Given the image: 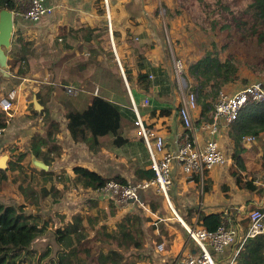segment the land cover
I'll use <instances>...</instances> for the list:
<instances>
[{
	"label": "crops",
	"instance_id": "obj_1",
	"mask_svg": "<svg viewBox=\"0 0 264 264\" xmlns=\"http://www.w3.org/2000/svg\"><path fill=\"white\" fill-rule=\"evenodd\" d=\"M110 1L111 4L108 7L109 13L107 12L108 19L110 22L111 19L113 21V25H110L112 30H116L119 33L116 39H110L115 53L113 56L106 54L109 49L101 39H94L90 42H86L85 47H82L81 50L76 53V55H83L86 58H94L98 52L104 55L103 63L106 68L104 70H97L94 67L92 71L89 67L88 75H91V82L88 85L86 84L84 88L87 86L88 88L84 89V91L91 95L94 93L95 95L110 97V99L116 101L126 100L121 93L122 91H126L131 103L133 99L136 103H139V112L148 126L155 129L164 137L166 146L164 150L156 153L157 156H162L166 151L174 149L177 146L178 140L186 132L185 126L179 116L178 109L184 104L186 93L183 89L187 86L191 88L188 78L191 77L193 84H195V80L190 74V67L193 63H196L202 58L206 52L204 51L203 53L197 54L191 53V50L194 52V49L190 48L187 50L185 43L190 41L196 43L195 39H179L181 32L178 31H176L177 36L174 37V39H126L127 34L134 31L139 33L134 34L137 38L140 37V34L143 32L148 33V35L152 34L150 32V26L154 27V23L156 22L154 19L157 17L160 18L158 13H156L157 15L155 14V10L159 8V5H163L162 1ZM105 2L109 3V0H105ZM47 3L53 7V13L39 22H29L21 18L15 19V28L18 32L16 36H22L25 40L33 42V53L28 56V65L23 62H18L13 71L9 70V76L0 72V99L12 88L17 89V96L9 117L2 111L0 106V114L7 118L8 123L3 135L0 137V149L4 150L1 153L8 154L7 151L11 150L15 154L14 160H17L18 156L21 154H25L22 160H19V165H17L18 168L9 172V178L2 186L6 183H10L12 186L17 187L19 192V187L21 183H23L22 179L19 177V170L27 168L28 166H24V162H29L31 167L28 169L33 172V175L37 173L44 179L45 177L41 173V170L46 169L37 168L33 164V156L43 160L45 163V156L51 160L50 165L46 164L49 166L48 170L52 169L54 179L48 182H50L51 186L55 189V195L63 193L67 187L70 186L74 188H76V186L78 188L84 187L83 183L77 179V175L74 173L73 168L76 165L95 170L106 177L121 175L128 179L129 182H138L142 180L138 177L137 170L149 169L151 156L145 140L138 134L137 127L134 124L135 119L131 121L125 118L126 126L123 125V133L129 140L127 144L119 149L103 146L99 150H93L87 143H75L67 128L68 119L66 112L70 109H81L88 103L89 97L86 94L71 97L67 92V87L72 86L76 88L75 86L68 84L59 85L47 77V75H51V71L53 70L56 71V74L59 76L64 74V66L60 67L56 65V67H52V69H50V66L55 65L58 51L66 43H73L72 39H65L63 36L58 37L61 27L76 28L84 25L94 28L105 25L103 22L104 15L101 13V10L104 9L103 0H47ZM152 10L153 17L150 13ZM169 24L174 32V25H172L171 22ZM43 28H48L47 30L49 32H53L52 35L54 38L38 39L36 37L38 30ZM57 37L58 39H55ZM171 40L172 44L174 43L173 46L176 49L177 57L182 58L184 62L187 61V63H184V70L182 73L185 78V86H181L179 80L176 79L178 82L177 88L174 83L167 84L168 81L165 82L167 78L173 81L174 71L177 74L174 51L171 49L170 52L168 48V44L171 47ZM138 45H141L140 50L137 49ZM77 50L78 44H73L69 52L72 53ZM64 52H66V50H64ZM141 55L147 58L146 61L148 64L152 65L151 67L157 69V71H152L149 75L153 82L150 92L145 91L144 88L140 87L137 83V75L139 73L137 63ZM44 60L46 66L43 69L41 64ZM125 64L131 70L130 74L132 75V79L130 81L125 72ZM34 65L35 68H33ZM40 65L42 68L41 71H39ZM121 65L124 69L126 78H124L122 73ZM20 66H22L23 72L18 74L17 71ZM159 73H162L161 77L157 75ZM165 75H167V78ZM241 77L239 73V77L234 82L224 85L223 90L231 93L243 87L244 85L241 86L240 82ZM260 80L261 79L257 81ZM10 83H13V85H9ZM6 85L8 87L7 89L5 88ZM59 86H62L63 89H60ZM3 89L5 90L4 92L2 91ZM35 97L42 105V108L37 109L35 107ZM147 97L151 99V105L144 106L142 103ZM42 100L46 101L45 106L51 119L60 123L61 130L56 134L57 148L53 149L52 147L43 146L38 149V153H41L40 156H36L32 152L31 144L35 137L43 135L46 132V112H40L45 107ZM212 113L213 110L209 112V117H212ZM192 114L194 120L199 123L202 109L200 105L198 106V103L197 107L192 109ZM205 121L206 120H203L199 124L201 125V123ZM207 137L208 133L200 128L198 131L199 140L204 142ZM217 138L228 156V161L225 165H217L210 169L207 173L205 183H202L198 176L191 177L184 174L179 164L174 166V186L171 187L172 195L169 199H165L173 208L175 216H177L178 219L173 217V213L163 201L157 210H152L149 197H147V201L144 200V203H146V206L142 205L144 207L138 204H118L113 200L110 201L108 198L95 197V203L101 206L99 209L100 215L94 214L89 218H86V215H81L84 219L83 224L86 223V230V226H88L89 223V225H91L90 227H94L93 236L97 235L99 231L115 233L118 224L127 214L135 210H141L143 211L145 219H148L145 220L143 234V236H145L142 237V246L135 247L132 245L128 250L123 249L122 252L125 257L122 264H173L178 257L199 251V246L189 237L186 226H203L201 225V217L203 214L222 213L227 221L233 220L244 228H247V211H249L250 208L264 206V191L260 192L259 189L254 191L248 190L237 183L233 171L238 170L239 167L233 158L235 145L231 137V126L222 123L221 131ZM260 139L262 141L256 138L255 142L249 144L245 143L243 140V144L247 149L256 144L257 141L261 143V147L254 152H250L247 156L248 158H252L253 156H257L258 158L261 157L264 133ZM63 141L73 145L71 148H74V150L68 151ZM121 151H126L131 156L129 159L130 164L122 166V170L116 173L112 167L105 163L108 162V164L118 165V155ZM70 152L75 153V156H72V161H74L72 165L70 162L61 163L58 161L66 159ZM53 159L58 160L54 163ZM10 160L11 158L9 155L7 161L8 166ZM12 174L15 178L11 181L10 176ZM24 175L28 176L26 173H24ZM18 178H20V180H18ZM9 180L11 182H9ZM44 181L48 183L46 180ZM28 183L29 180H24V184ZM70 183L73 184L70 185ZM256 184L259 185V187L260 184L264 187V183L262 184V182H256ZM38 185L40 187L45 186L51 191L50 186L47 184ZM51 195L52 194L48 196L51 197ZM19 196L22 200L19 201L17 199L19 203H27L30 205V203L27 202V199L30 198H27L22 192ZM57 199H60V196ZM62 199L63 198L60 200ZM69 199L68 201L56 202L54 204V210L56 208L59 212H61L59 204L75 208V213H73L71 218L67 217V224L72 222V217L77 213V207H79L75 205V203L80 201V199L77 201L71 200V198ZM31 207L33 208V206H29L30 209H32ZM45 210L50 209L46 207ZM50 212L54 211L50 210ZM45 217L50 218L47 215H45ZM116 218H119L117 226L114 223V229H107L105 224L111 223L112 220L115 222ZM50 222H52L51 219ZM104 222L105 224H102ZM52 224L51 226L53 227ZM96 244L100 245L101 240H98ZM159 244H163L162 250L157 248ZM112 246L118 248L116 243ZM109 247L110 245L107 244L100 246L99 253L103 251L107 252ZM233 254V247H228L223 253L215 254L217 264H229L232 261Z\"/></svg>",
	"mask_w": 264,
	"mask_h": 264
},
{
	"label": "trees",
	"instance_id": "obj_2",
	"mask_svg": "<svg viewBox=\"0 0 264 264\" xmlns=\"http://www.w3.org/2000/svg\"><path fill=\"white\" fill-rule=\"evenodd\" d=\"M217 2L221 6L219 10L210 7L208 4V11L214 13L208 12L203 20L196 18V22L204 30H217V28L228 30L231 41L221 48L222 50H228L226 58L222 59L219 56L217 52L218 44L214 43V52L207 51L202 58L190 67V74L195 80L192 89L196 91V100L202 109L199 123L203 120H213V115L209 117L208 114L214 109V101L219 92L224 85L234 82L239 77L241 62L236 59L234 51L238 50L241 44H246L255 49L252 56L246 58V62L259 77H264V56L256 49L264 50V0H250L243 10L249 15V19L244 20L234 17V24L231 23L232 20L227 19L225 14L231 7V2L222 3L221 0ZM183 4L185 6L183 8L189 12L190 8L184 2ZM4 8L15 11L17 8L15 0H0V11ZM166 10L167 12L170 11L168 8ZM217 12L220 13V17L215 16ZM101 13L106 14L105 8L101 10ZM105 25L94 28L84 25L76 28L61 27L58 37L63 36L65 39H72L73 43H66L58 51L55 65H51L50 69L55 68L56 65L64 66V74L59 76L53 70L51 75H47L51 81L59 85H73L78 90L79 95L86 94L89 97L88 103L84 107L78 110H67L66 116L68 119L67 128L73 141L75 143H87L93 150H99L103 146L119 149L127 144L129 139L123 133V121L125 118L133 121L136 115L132 110V103L126 91L121 92L122 96L126 98L123 101L112 100L110 97L95 95L94 93L91 95L84 91L88 88V86L84 88L86 84L88 85L91 82V75H88L89 67L92 71L94 67L97 70L106 68L103 63L104 55L98 52L94 58H86L83 55H76V53L82 47H85L86 42L101 39L110 50L106 54L113 56L115 52L111 45L109 28ZM113 35L115 38L118 37V31L114 30ZM233 36L235 39H232ZM58 37L55 39H58ZM146 37H148V33L143 32L140 34V38ZM131 39H137V37L134 36ZM73 44H78V50L70 53L69 49ZM32 45V41L25 40L22 36H16L14 32L12 48L7 51L10 71L16 68L18 62L28 65V56L33 53ZM140 47L141 45H138L137 49L140 50ZM146 59L144 55H141L137 63L139 69L137 83L145 91L150 92L153 82L149 75L157 69L151 67L152 65L148 64ZM41 65L43 69L46 66L43 61ZM124 66L127 78L130 81L132 79L131 70L126 64ZM21 67H18V74L23 72ZM157 75L161 77L162 73ZM59 88L63 89L62 86H59ZM42 103L45 106L46 101L42 100ZM40 112H46V132L35 137L31 144L32 152L36 156H40L41 153H38V149L43 146L57 148L56 134L61 130L60 123L51 119L46 106ZM7 124V118L0 114V127L5 128ZM230 126L231 137L235 145L233 158L239 167L238 170L233 171V175L241 187L252 191L260 190L259 185L256 184L257 181H260L256 172L262 174V181H264V143H262V154L259 162L254 163L247 157L250 152L244 146L243 140L247 135H253L261 140L260 138L264 133V101L245 105L236 121ZM24 155L18 156L17 160L11 158L7 168H0V189L3 183L8 180L9 171L18 168L17 164ZM44 159L48 165L51 164L48 157L45 156ZM73 170L77 175V179L83 183L85 188L90 190L101 188L109 180L128 183V179L121 175L106 177L81 165H76ZM242 170L247 172L251 178L248 179L244 176ZM41 173L46 181H52V169L41 170ZM137 175L140 179H152L155 173L151 168L139 169ZM27 178L24 176V180ZM24 180L19 188L27 198H30V205L14 201L7 202L4 200L6 199L4 196H0V264H122L125 257L122 252L123 249L128 250L132 245L135 247L142 246V237L145 236H143L145 220L148 219H145L141 210H135L127 214L118 224L115 233L99 231L94 239L88 238L89 232L83 224L84 219L78 214L74 215L73 221L65 227H59L54 231L55 245L53 247L48 245L42 256L36 257L32 247L33 243L37 239L46 236V230L50 224V218H46L43 214V198L50 194L53 195V193L47 187H40L37 183L29 182L28 185H25ZM149 198L151 209L157 210L161 206L162 199L154 194ZM29 206H34L35 210L30 209ZM225 220L227 219L222 213L203 214L201 225L210 231H215ZM230 221L234 222L233 220ZM84 228L88 235L84 232ZM98 240H101L100 245L96 244ZM114 243L118 245V248L112 246ZM105 244L110 245L108 251L99 253V247ZM234 264H264V233L245 241Z\"/></svg>",
	"mask_w": 264,
	"mask_h": 264
},
{
	"label": "built area",
	"instance_id": "obj_3",
	"mask_svg": "<svg viewBox=\"0 0 264 264\" xmlns=\"http://www.w3.org/2000/svg\"><path fill=\"white\" fill-rule=\"evenodd\" d=\"M16 10L13 11L15 19L21 18L29 22H39L53 13V7L47 0H15ZM107 12H108V2ZM111 33L113 30L111 28ZM113 39V36H112ZM122 73L124 74V69ZM184 63L176 61V71L181 86H185V78L182 73ZM70 94H76L77 89L67 87ZM17 96V89L12 88L0 99V106L7 117L13 108ZM197 93L190 91L185 94L184 104L178 109L179 116L185 126L186 132L178 140L174 149L166 151L162 156H157L158 151L164 150L165 139L155 129L150 128L141 116L140 105L133 99L132 107L136 114L134 124L138 134L143 137L148 147L151 163L150 168L155 175L152 179H142L138 182L122 183L109 180L101 188L90 190L100 198H108L118 204L143 205L141 193L150 189L161 193L166 199L170 198V190L174 183L173 169L179 164L184 174L191 177H199L205 183L207 173L217 165H225L228 156L219 143L217 136L221 131L222 123L231 125L239 116L241 109L248 103L264 101V83L254 81L244 85L240 89L228 93L221 90L215 100L213 120L197 123L192 114V109L197 107ZM144 106L151 105V99L145 98ZM202 128L208 133L204 142L198 138V131ZM5 131L0 127V137ZM256 141L253 135L244 137L245 143ZM0 152V159L2 157ZM156 188V189H155ZM93 193V195H94ZM248 226L244 228L236 222L225 220L215 231H210L204 226H186L189 237L199 246V251L180 256L173 264H217L215 254L223 253L228 247H233L234 254L229 264H234L238 253L248 238L264 233V206L252 208L247 211ZM163 249V244L157 246Z\"/></svg>",
	"mask_w": 264,
	"mask_h": 264
},
{
	"label": "rangeland",
	"instance_id": "obj_4",
	"mask_svg": "<svg viewBox=\"0 0 264 264\" xmlns=\"http://www.w3.org/2000/svg\"><path fill=\"white\" fill-rule=\"evenodd\" d=\"M160 1H162L163 5H159V8L157 10H155V14L158 13L160 18L157 17L154 19L156 21L154 23V27L150 26L151 27L150 32L152 34H149L148 37H146V38L138 37L137 39H174V37L177 36L176 31H178V32H181L179 35V39H190V40L195 39L196 43H194L193 41L185 43L187 50L190 48L194 49V52H193V50H191V53L197 54V53H203L204 51L205 52L213 51V44L216 43V44H218L217 52L219 53V56L222 59L226 57L228 50H222L221 48L226 46L231 41V37L229 38V31L228 30H221L220 28H217V30H215V29L204 30L196 22V18L203 20L206 17L207 13L209 12L208 11V4L210 5V7L219 10L221 8V6L217 2L218 0H187V1L160 0ZM221 1H222V3L223 2L224 3L231 2V4H232L231 7L227 10V13H225L227 19L232 20L231 23L234 24V20H233L234 17L239 18V19H244V20L249 19V15L243 10L250 0H221ZM183 2L188 6V8H190L189 12H187V10H185L183 8V7H185ZM110 4H111V1L109 0L108 7L110 6ZM103 5H104V8L106 10V14L103 16V19H104L103 22L106 23L105 26H107L109 28L110 39H112L113 33H111V31H110L111 30L110 25H113V21L111 19V22H110L108 19L107 4H106L105 0H103ZM167 8L170 10L169 12H167V10H166ZM150 13L152 14V17H153V10L150 11ZM209 13H214V12H209ZM215 16L220 17V13L217 12L215 14ZM170 22L172 25H174V32L172 31L171 27H169ZM47 29L48 28L39 29L36 37L38 39H53L54 38V36L52 35L53 32L51 33ZM30 31H32V30H30ZM14 32L18 33L16 31V28H15ZM182 32H183V34H182ZM134 34H139V33L135 32V31L132 33H128L126 39H131L132 37L135 36ZM172 35H173V37H172ZM255 38H256V36L254 37V39ZM113 39H116V38L113 36ZM232 39H235V37L233 36ZM173 45H174V43L172 44V40H171V47L168 44V48H169L170 52H171V49L174 51L175 63L178 60H181L182 63H187V61L184 62L182 58L177 57L176 49ZM256 49L259 51V53L262 56H264V50H262L260 48H256ZM254 50L255 49L251 48L250 46H248L246 44H241L240 47L238 48V50L234 51L235 55H236V59H239V61L241 62L240 68H239L240 76H242L240 79L241 86L249 84L253 81H257L259 79H261L260 81H262L264 83V77H259L254 71L251 70L252 68L246 62V58L251 57ZM43 62H45V60ZM185 67L187 68L186 64H185ZM33 68H35V65L33 66ZM41 69L42 68L40 65L39 71H41ZM9 70H10V68H9ZM123 75H124V78H126L125 72ZM176 75L177 74L174 71L173 81L169 80V78H167V75H165V77L167 78V80H165V82L168 81L167 84L174 83L176 85V88H177L178 87L177 86L178 85V82H177L178 75L177 76ZM188 79H189V82L191 84V88L187 86L183 89V91L186 94L189 93L191 90L194 91V89H192L193 85H194L192 78L189 77ZM9 85H13V83H10ZM5 88L6 89L8 88L7 85L5 86ZM2 91L4 92L5 90L3 89ZM68 94L71 97H76L79 95L78 90H77L76 94H70L69 92H68ZM214 104H215V101H214ZM198 106H199V104H198ZM123 125L126 126L125 120L123 122ZM63 142L65 144V147L68 149V151L74 150V148H71V146H73V145H70L69 142H65V141H63ZM68 147H70V148H68ZM259 147H261V143H260V141H257L256 144L252 145L249 148V150H250L249 152H254V151L258 150ZM3 151L4 150L0 149V152H3ZM7 153L10 155V158L14 159L15 154L11 150H8ZM72 156H75L74 152H70L69 156H67L66 159H63V160L53 159V162L55 163L58 160L61 163L70 162V164L72 165V162L74 163V161H72L73 160ZM130 157L131 156L126 151H121L120 154L118 155V160H117L118 165L110 164V163L108 164V162H106L105 164L112 167L117 173V172L122 170V166H126L127 164H130V162H129ZM250 159L254 163L259 162V158L257 156H253ZM53 162H52V164L54 165ZM17 165H19V164H17ZM23 165L24 166L28 165V166H27V168H23V169L19 170V177L22 179V181L24 180V176H26V175H24V173H26L29 176V177L26 176V177H28L26 180H29V182L42 184V185L47 184L48 186H50L51 192L53 193V195H51V197L46 196L43 198V206H44L43 214L49 216L50 219L52 220V222H50V224L48 225V228L46 230V233H47L46 236L37 239L33 243V246H32L33 250L35 251L36 257H40L45 252V250L48 248L47 247L48 245H51L52 247L55 245L54 244V238H53L54 231H56V229L59 227H62V228L65 227L67 225V221H68L67 217L71 218L73 213H75L74 212L75 208H72L71 206L66 207V206H64V204H59L61 212H59L56 208L54 210V204L56 202L68 201V200H70L69 198H71V200H76V201L78 199H80L79 202L75 203V205L79 206V207H77V213L75 215H78V214L83 215V216L86 215V218H89L91 215H94V214L100 215L99 209L101 208V206L99 204L95 203V200H96V198H98V195H95V193L90 191V189H87L84 187H80L81 188L80 189L77 186H76V188H74L73 186H70V187H67V189L63 193H59L58 195L57 194L55 195L54 194L55 189L53 188V186H51L50 182L46 181L48 183H45V181H44L45 178L43 179V177L37 173L35 175H33V172L29 171L28 168L31 167L29 162H24ZM9 172H11V171H9ZM242 173L244 176L248 177V179L251 178V176L247 172H244L242 170ZM256 174L260 180L257 182H262V184H263L264 181H262L263 180L262 174L261 173L259 174L257 172H256ZM14 178L15 177L12 174L10 176L11 181ZM20 178H18V180H20ZM53 179H54V176L52 177V181H53ZM11 181L9 180V182H11ZM72 184L73 183H70V185H72ZM25 185H28V184H25ZM173 186H174V184H173ZM260 187H261V184H260ZM156 190L150 189L149 191H146L145 193H141V200L143 201V205L146 206V203H144V200L147 201V197H150L153 194L157 195L160 199H162L163 202H165L168 209L173 213V217H175V219H178L177 216H175L174 210L171 207V205L169 204V202L165 199V197L161 193H158ZM259 191L260 192L264 191V187L262 186ZM19 192L21 193L20 190H19ZM19 192H18L17 187L12 186L10 183H6L0 189V196L1 197L5 196L6 199H4V200L7 202H13L14 201V202L19 203V201H22L21 197L19 196L20 195ZM64 193H65V196H64ZM93 193H94V195H93ZM169 194H170V196L172 195V190H170ZM59 196H60V199L61 198H63V199L62 200L57 199ZM17 199L19 201H17ZM9 200H11V201H9ZM110 201H112V200H110ZM27 202L30 203V199H27ZM46 207H48L50 210H52L54 212H50V210H45ZM141 207H144V206L141 205ZM32 209L35 210L34 206ZM250 209H252V208H250ZM119 218H116L115 222L112 220V222L109 224H105V222L102 224H105L107 226V229L113 228L114 223L117 226V222H118ZM73 219H74V216L72 217V221H73ZM51 224L53 225V227L51 226ZM102 224H100V225H102ZM84 225H86V223H84ZM90 226L91 225H89V223H88V226H86L88 232L90 233L88 238L94 239V236H93L94 235V232H93L94 227H90ZM84 232L86 233V235H88L86 231H84ZM93 242H94V240H93ZM87 246H88V244H87Z\"/></svg>",
	"mask_w": 264,
	"mask_h": 264
},
{
	"label": "water",
	"instance_id": "obj_5",
	"mask_svg": "<svg viewBox=\"0 0 264 264\" xmlns=\"http://www.w3.org/2000/svg\"><path fill=\"white\" fill-rule=\"evenodd\" d=\"M109 13V10H108ZM15 31V16L13 11L9 9H2L0 11V72L9 76V55L7 51L12 48V39ZM35 107L37 109L42 108V105L38 102L37 98H34ZM9 159L8 154H3L0 159V168H7V161ZM33 164L40 169L48 170L49 166L35 156L32 157Z\"/></svg>",
	"mask_w": 264,
	"mask_h": 264
}]
</instances>
